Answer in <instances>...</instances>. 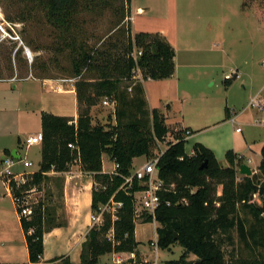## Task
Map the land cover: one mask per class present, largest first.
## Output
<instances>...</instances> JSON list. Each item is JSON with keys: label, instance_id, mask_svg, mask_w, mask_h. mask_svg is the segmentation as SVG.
<instances>
[{"label": "trees", "instance_id": "trees-1", "mask_svg": "<svg viewBox=\"0 0 264 264\" xmlns=\"http://www.w3.org/2000/svg\"><path fill=\"white\" fill-rule=\"evenodd\" d=\"M44 13L46 22L57 32L55 50L66 51L70 62L71 76L81 74L75 83L77 100V119L42 112L40 116L42 140L39 168L29 173L22 183L13 179L8 187L19 212L25 205V194L30 189L40 190L41 185L50 177L51 169L58 173L67 171V167L77 160L79 169L92 174L90 211L93 217L100 215L101 222L94 223L81 242L80 264H97L100 256L111 252H130L137 256L135 239V218L133 193L142 187L133 179L130 186L125 178L131 174L135 157L148 159L156 155L158 141L170 134L174 142L169 144L157 163L158 176L168 181L170 176L178 191L158 192L161 203L155 210L156 244L161 249H169L176 241L183 248L178 259L167 260L164 264H264V144L260 148L261 159L258 172L251 176L235 179L234 170L214 168V174L222 183V194L210 197L204 174L209 170L210 159L215 160L211 151L195 143L193 157H188L184 148L186 132L194 131L188 127L169 128L166 117L156 107L147 106L142 81L168 78L174 70V49L159 32L130 33V10L117 8L118 18L107 34L99 38L97 44L89 45L83 29L82 13L96 12L111 5L113 0H35ZM130 4V0H124ZM245 1L241 7L245 8ZM128 8V7H127ZM128 17L125 29L124 17ZM11 19L26 20V16L17 14ZM32 39L29 43L32 44ZM13 45L12 41H9ZM11 57L23 64L25 58L19 47ZM37 51L42 49L35 46ZM140 51L136 58L133 51ZM37 55L31 67L37 68ZM35 60V63L33 64ZM54 60V59H53ZM40 78H51L44 61L39 65ZM12 71V68L8 67ZM140 72L141 80L132 77ZM226 83L230 81L224 79ZM131 90L128 91V86ZM106 98L113 103L115 123H92L91 106ZM82 105L85 107L82 108ZM229 118L228 108H225ZM18 144L20 139L17 140ZM72 143L75 148L68 147ZM231 151L226 153V158ZM6 154H10L7 152ZM102 154H106L116 164L113 172H103ZM201 160L207 165L200 168ZM232 165L233 159L228 158ZM202 161V162H203ZM179 176V177H177ZM63 181V177L55 179ZM188 186L193 187L190 191ZM257 194L258 204L250 202V196ZM177 197H186V205L175 201ZM166 201L171 202L166 205ZM112 203L119 206L111 209ZM218 203V205H217ZM30 215H19V221L25 234L28 262L25 264H51L63 256L53 257L42 263L44 250L43 236L55 227L66 224L65 212L62 219L54 205L44 200L29 203ZM142 223L152 222V216L144 214ZM235 229L238 239L249 254L246 257L231 256L225 258L222 244L224 237L231 240L230 232ZM176 235V237H174ZM195 256L188 260L187 255ZM65 262L72 264L70 260ZM3 264V263H0Z\"/></svg>", "mask_w": 264, "mask_h": 264}, {"label": "rangeland", "instance_id": "rangeland-1", "mask_svg": "<svg viewBox=\"0 0 264 264\" xmlns=\"http://www.w3.org/2000/svg\"><path fill=\"white\" fill-rule=\"evenodd\" d=\"M133 1L136 3L144 0ZM183 1L186 3L191 2V0ZM214 1H218L219 6L221 2H225L224 4L228 5L230 10L233 7L235 8L234 13L227 11L229 14L225 15L226 20L223 22L222 28L228 37L223 47L225 54L220 55V52H210L204 56L200 55L203 58L201 61H199L200 57L196 56L197 58L194 61L197 63L205 62L219 65L205 69L192 68L187 78L182 75L183 73H180V90L182 93L175 95L174 91L168 92L167 103L170 104L171 111L165 121L170 129L179 127V124L174 122L181 118L192 126L194 133L184 141V148L188 157L194 156L193 146L195 143H199L211 151L216 161L210 159V168L203 176L210 188V197L216 199L222 194V183L220 177L214 174V168H232L236 180L244 176L240 173L241 164L247 165L252 174L258 172L261 159L260 148L264 144V114L247 105L250 98L259 90H261V95L264 97V29L258 31L252 29L250 32H245L244 26L245 24L248 25L249 20L243 18L245 14L242 12L241 0ZM243 1L247 5L245 8L253 10L256 19L259 22H264V0ZM129 5L124 0H113L110 6L96 12H83L81 15L84 22L83 29L86 32L85 37L88 38L89 45L97 44L99 38L104 37L109 32L118 18L117 8L122 6L123 10L126 11L129 9ZM0 6L4 18L8 22L21 23V26L14 29L20 35L23 43L32 50L33 55L38 57L37 68L31 67L26 60H23V64H21L11 57L9 62L8 57L11 55L12 46L16 42H13L12 45L8 40L0 38V150L3 147L12 149L13 146H18L21 157L15 159L11 171L16 174L21 173L26 179L30 171L34 172L39 168V144L27 145L25 139L29 134L41 131V110L57 115H69L73 109L71 94L59 95L56 89V93L51 90L45 91L49 87L42 88L40 81L32 79L39 78L41 75L39 65L42 61L46 63V74L49 77L57 79L71 76L70 62L66 51L59 52L55 50V47L59 44V42L56 43L58 32L46 22L45 12H43L37 1L0 0ZM219 12L215 7L214 11L209 13L211 15L209 23H212L214 29L219 28ZM17 14L26 16V20L21 21L9 17ZM128 19L127 16L123 19L124 29ZM190 21L194 22L195 25L199 22L193 17H190ZM30 39L33 41L32 44L29 43ZM215 43L217 42L215 41ZM35 46L40 47L42 50L37 51ZM217 48L216 46L215 49ZM180 55L189 57L187 53L180 52ZM8 67H11L12 71ZM231 69L237 70L238 77L228 79L230 82L226 83L224 75L230 72ZM202 70H205V72H202ZM11 78H15V80L11 81ZM62 92L64 91H60V93ZM159 92L161 91L157 90L154 94L155 99L153 102L157 106L160 104L158 98L161 95H158ZM101 101L99 100L95 106L97 111L105 115L101 120L96 119V122L99 123H102L106 117L109 120L112 114L111 108L103 105ZM84 107L82 105V108ZM225 108L234 111L228 119L225 115ZM237 127L240 128L239 132L235 130ZM18 139H20L19 144ZM173 142L174 139L170 134L164 136L158 141L156 154H163L167 146ZM228 151H231L227 157L233 159L232 165L226 158ZM1 156L2 152L0 151ZM103 157L105 168L109 170L113 161L109 160L106 154H103ZM147 160L148 158L145 156L137 157L132 165V170ZM28 161L32 163L29 166L27 165ZM202 161H199L198 164L200 165ZM76 164L77 160H74L68 165L67 170L78 168ZM3 166L4 164L0 159V172ZM51 169L47 173L50 178L41 185V189H34L25 194L24 197L27 203H36L41 199L48 205H54L57 214L62 219V181H55L56 178L62 177V174ZM4 181L7 184L6 177L0 174V223L4 222V225H0V232L1 235H9L16 240V259L20 262H26L27 252L25 247L17 243L20 228L16 220L14 202L6 194ZM188 189L191 191L193 187L188 186ZM163 190L173 193L178 191L176 183L173 182V177L170 176L168 181H164ZM175 201L183 205L189 202L186 197H177ZM249 201L261 203L256 193L250 196ZM98 218L99 214L95 217L94 223H100ZM152 222L142 223L141 219H135L134 232L142 244V247L137 246L139 252L137 256L130 252H111L100 256L97 264H164L167 260L178 259L183 252V248L178 242L175 241L169 249H161L158 246L151 245V242L156 241L157 238L155 227L159 226L158 222L156 225ZM230 236L231 240L223 238L222 249L225 258L231 256L246 257L249 251L239 241L235 229L231 230ZM155 248L156 255L154 254ZM4 249L6 248L0 247V252L3 253ZM58 256L60 255L55 257ZM61 256L64 258H59L51 264H69L65 260H70V257L66 254H61ZM187 259L194 260L195 256L188 254ZM73 264H80V262Z\"/></svg>", "mask_w": 264, "mask_h": 264}, {"label": "crops", "instance_id": "crops-1", "mask_svg": "<svg viewBox=\"0 0 264 264\" xmlns=\"http://www.w3.org/2000/svg\"><path fill=\"white\" fill-rule=\"evenodd\" d=\"M217 2H213V0H191L190 3H186L183 0H144L143 2L137 1L135 3L133 0H130L129 9L131 35L133 36L134 34L140 31L150 33L159 32L164 35L166 40L171 44L174 49V70L172 75L164 79H147L142 81L144 95L149 109L156 107L167 118L169 112L171 111L170 104L167 103L168 92L174 91L175 95H178L180 92L182 93V91L180 90V73H183L182 75L187 78L189 77L192 68L205 69L208 67H215L219 65L207 64L205 62L197 63L196 61H194L197 58L196 56H204L205 54L214 51L220 52V55H222L223 53L225 54L223 47L226 41L228 40V37L227 33H225L224 29L222 28L223 22L226 20L225 15L229 14L227 11L234 13L235 8L233 7V9L230 10V7L224 4L225 2H221L220 6ZM242 2L243 0H241V4ZM215 7L218 11H220V24L219 28H215L216 30L213 28L212 23H209L211 17L209 13H211V11L213 12ZM209 8L212 10H210ZM226 8L229 10H227ZM242 12L245 14L243 18L249 20V23L247 22L248 25L245 24L244 26L245 32H250V30L252 31V29L253 31L264 29V22H259L256 19V15L253 10L242 8ZM190 17H193V19H196L199 22H197L195 25L194 22L190 21ZM215 41L217 43H215ZM216 46L218 47L217 49H215ZM180 52L189 54V57H185L184 55L182 57L180 55ZM201 57L199 58V61L203 59ZM202 72H205V70H202ZM137 76L140 77V72L137 73ZM32 80L40 81L42 88L49 87L45 91L51 90L52 92L56 93V89L57 92H59L57 93L59 95L71 94L73 101L72 113L69 115L61 114V116L71 117L74 122L76 121L78 113L77 100L75 90L72 89L70 85H63V89H57L55 87V79L53 78L39 77L34 78ZM157 90L161 91L158 93V95H161L158 98L160 102L159 106L155 105V102H153L155 99L154 94ZM60 91L64 92L60 93ZM95 106L96 105L91 106L90 108V116L92 119V123L96 122V119L101 120V118L105 116L103 113L97 111L95 109ZM109 107L112 111L110 119L107 120L106 117L102 123L109 122L114 124L115 117L113 114V108L111 106ZM42 112L52 113L45 110H41V113ZM174 123H178L179 127H188L190 129H193L192 126L186 123L183 118L178 121H175ZM166 125L168 126V123H166ZM36 133L29 134L28 136L34 135ZM192 134H189L187 138ZM10 149L11 148L3 147L0 150L2 152V156L5 155L7 152H9L11 155V151L15 149L16 155H19V158L21 157V154L18 150V146H13L12 149ZM136 158L137 157L133 158L132 165L135 163L134 161ZM108 159L112 160L110 157H108ZM76 165L78 166V168L74 170H67L61 173L63 177V210L65 212L66 224L61 227H55L44 234V250L42 257L40 258L42 263H46V261L57 255L61 256V254H66V256H69L70 262L72 264L79 262L81 242L84 240L85 234L87 233L88 229L94 223L90 211L91 189L93 184L92 174L89 172L81 171L79 169L78 163ZM115 167L116 164L113 161L111 168L107 170L105 168V161L102 154L103 172H113L115 170ZM31 172L33 171H30V173ZM4 183L6 187V194L13 200L8 187V183L6 184L5 181ZM14 208L16 220L20 228L19 239L17 243H20V245L25 247V250L27 252L25 234L19 221V215L16 211L15 202ZM152 223H154L155 225L157 224L156 221H153ZM2 224L4 225V222L0 223V225ZM3 228L5 229V227ZM155 228H157V226ZM134 235L135 239L139 241L135 232ZM48 242L49 248L47 249ZM15 245L16 240L13 239V237L5 234L1 235L0 232V247L6 248L4 249L3 253L0 252V263L25 264L28 262V253L26 262H20L16 259L17 253H15ZM139 247H142L141 243L139 244ZM154 254L156 255L157 251H155Z\"/></svg>", "mask_w": 264, "mask_h": 264}, {"label": "built area", "instance_id": "built-area-1", "mask_svg": "<svg viewBox=\"0 0 264 264\" xmlns=\"http://www.w3.org/2000/svg\"><path fill=\"white\" fill-rule=\"evenodd\" d=\"M21 26V23H10L8 22L3 15L2 8L0 6V38L5 39L8 41L16 42V47L13 50V53L20 47L22 49V55L25 58V60L28 62L29 65H31L34 55L32 50L23 43L21 37L19 34L16 33L15 27ZM140 54V51H137L134 49L133 53L131 54L133 58H136L137 55ZM264 63V61H263ZM139 71H137L138 73ZM137 73L132 77L134 81L141 80L140 77L137 76ZM234 77H238L237 70L231 69L230 72L225 73L224 79H232ZM81 78L80 75L76 76H67L62 78L55 79L56 88L57 89H63V85H70L72 89L75 90V83ZM11 81H14L15 78H11ZM128 91L131 90V85L127 88ZM261 90H259L256 94H254L248 103V107H253L264 114V97L261 95ZM102 104L106 106H111L113 108V103L109 102L106 98L102 99ZM234 111H229V114H233ZM233 120V119H232ZM236 131H240V128H236ZM190 133L187 131L185 139ZM42 140V134L41 131L37 132L34 135H30L26 137L25 142L27 145H34V144H40ZM68 147L74 149L75 146L72 143L68 144ZM160 154H156L154 157L149 158L147 161L143 162L140 166L135 167L129 176L125 178V183L128 184V186L131 185L133 179H136L139 181V184L141 185V189L137 190L133 193L134 198V218L136 219H142V216L144 214L151 215L153 221H155V210L161 203L160 196L158 194L159 191L163 190L164 188V181L158 176L157 171V163L160 158ZM17 158H14L12 155H3L1 157V161L3 162L4 166L2 168V171L0 174L4 177H6L7 183L10 179H13L16 183H22L25 181L24 176L19 173H13L11 171V167L14 165V161ZM32 163L30 161L27 162V165H31ZM34 189H30L27 194ZM25 198V197H24ZM29 203L25 200L24 207L21 208L19 215H30L31 214V208L28 206ZM166 205H170L169 201H166ZM119 206L118 203H112L111 209L114 210L115 207ZM92 219L94 220L95 217L92 216ZM101 218L99 215L98 220ZM151 245L156 247V241L151 242ZM156 251V248H155Z\"/></svg>", "mask_w": 264, "mask_h": 264}, {"label": "water", "instance_id": "water-1", "mask_svg": "<svg viewBox=\"0 0 264 264\" xmlns=\"http://www.w3.org/2000/svg\"><path fill=\"white\" fill-rule=\"evenodd\" d=\"M11 155H12L14 158H19V155H16V153H15V149H13V150L11 151ZM206 165H207V160H204V161L202 162V164L200 165V168H203V167H205ZM240 173L243 174V175H245V176H251L252 171H251V169H250L247 165H245V164H241V165H240ZM174 237H176V235H174Z\"/></svg>", "mask_w": 264, "mask_h": 264}]
</instances>
